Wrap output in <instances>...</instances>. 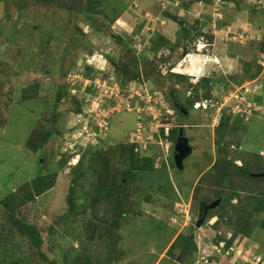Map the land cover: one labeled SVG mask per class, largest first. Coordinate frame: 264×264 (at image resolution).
<instances>
[{"label":"rangeland","instance_id":"1","mask_svg":"<svg viewBox=\"0 0 264 264\" xmlns=\"http://www.w3.org/2000/svg\"><path fill=\"white\" fill-rule=\"evenodd\" d=\"M89 1L0 0V264L264 262V0Z\"/></svg>","mask_w":264,"mask_h":264},{"label":"trees","instance_id":"2","mask_svg":"<svg viewBox=\"0 0 264 264\" xmlns=\"http://www.w3.org/2000/svg\"><path fill=\"white\" fill-rule=\"evenodd\" d=\"M96 5H97V0H90L89 3L87 4L88 11L91 12L92 14H94V11H97L96 10L97 9V6ZM141 66H143V65L141 64ZM180 73H182V72L180 71ZM202 78H205V77H201V79ZM201 79L199 81H201ZM197 84L195 86H197ZM29 88L31 89L32 87L29 86ZM30 89H27L28 91H27V94H25V95H23L21 93L22 98L19 99V101L22 100V99H23L22 101H24V100H26L30 96ZM23 93H25V91H23ZM24 98H26V99H24ZM194 105L193 106H194L195 109H199V108H201V109H207V105L206 104H203V103L202 104L201 103L194 104ZM135 146H136L135 143L130 145V153L131 154L135 153L134 152L135 151L134 150L135 149ZM130 153H129V155H130ZM231 164H230L229 161H221V163L218 164L222 168V170L224 171V176L225 177L228 176V173L230 172ZM217 178H218L217 183L221 185V181L223 180V178H220V177H217ZM247 178L249 179V182H245V183L247 185H249L250 187H252L254 183L261 182L264 179V177L254 178L252 176H248ZM40 181H41L40 178H38V179L36 178V180L34 182H32L33 190L30 191V193L27 194V195L20 189V191L17 192L18 194H11L8 197H6L3 200H1V202L3 203V206H5L9 211H12L14 206L22 205V204L26 203L28 200L32 199L35 195L40 194V189H39V182ZM250 187L248 189H250V193H251L252 191H251V188ZM26 190L28 191V189H26ZM258 191H259L258 194L264 195V191L263 190H258ZM262 197L263 196H261L260 198H256L255 200L258 202ZM229 202L230 201H228L227 205H230ZM231 206L234 207L235 205L234 204H231ZM261 209H262L261 207L255 206L254 207V210H252V212H254V211L257 212V211H259ZM248 214H250V213H248ZM218 215H219V217H221V219H223L224 213L223 214L218 213ZM19 224L21 225V227L24 226L25 229L27 230L26 231V234H28V237L31 239L32 245L34 247H36L37 249H39L40 246H41V241L38 238L37 231L35 230V227H33V226H27V225H24L23 223H20V222H19ZM179 239H183V245H182L183 254L186 253L185 251L194 248L195 244H194L193 241H191L189 239V237L179 236ZM219 239L220 238H218L217 240H219Z\"/></svg>","mask_w":264,"mask_h":264},{"label":"clouds","instance_id":"3","mask_svg":"<svg viewBox=\"0 0 264 264\" xmlns=\"http://www.w3.org/2000/svg\"><path fill=\"white\" fill-rule=\"evenodd\" d=\"M132 144H137L138 146H141V144L144 143L143 139L140 137V134L135 135L134 140L131 142Z\"/></svg>","mask_w":264,"mask_h":264},{"label":"bare ground","instance_id":"4","mask_svg":"<svg viewBox=\"0 0 264 264\" xmlns=\"http://www.w3.org/2000/svg\"><path fill=\"white\" fill-rule=\"evenodd\" d=\"M204 44H205V43H203V46H202L203 48L206 47V45H204ZM200 51H202V53H203L204 50H200ZM188 70H189V68H188ZM182 73L185 74V75H187V76L190 75L189 72H183V71H182ZM202 77H203V76H202ZM200 79H201V76H200ZM137 133H138V129H137ZM138 134H139V133H138Z\"/></svg>","mask_w":264,"mask_h":264},{"label":"built area","instance_id":"5","mask_svg":"<svg viewBox=\"0 0 264 264\" xmlns=\"http://www.w3.org/2000/svg\"><path fill=\"white\" fill-rule=\"evenodd\" d=\"M259 264H264V262H261V263H259Z\"/></svg>","mask_w":264,"mask_h":264},{"label":"flooded vegetation","instance_id":"6","mask_svg":"<svg viewBox=\"0 0 264 264\" xmlns=\"http://www.w3.org/2000/svg\"><path fill=\"white\" fill-rule=\"evenodd\" d=\"M200 210H201V208H200ZM201 212V211H200Z\"/></svg>","mask_w":264,"mask_h":264},{"label":"water","instance_id":"7","mask_svg":"<svg viewBox=\"0 0 264 264\" xmlns=\"http://www.w3.org/2000/svg\"><path fill=\"white\" fill-rule=\"evenodd\" d=\"M197 223H199V222H197Z\"/></svg>","mask_w":264,"mask_h":264}]
</instances>
